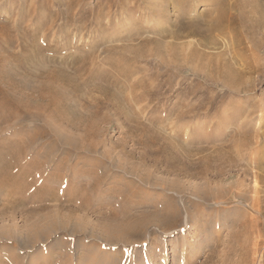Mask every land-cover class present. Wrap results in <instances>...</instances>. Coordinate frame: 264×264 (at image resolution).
<instances>
[{
    "label": "rangeland",
    "instance_id": "rangeland-1",
    "mask_svg": "<svg viewBox=\"0 0 264 264\" xmlns=\"http://www.w3.org/2000/svg\"><path fill=\"white\" fill-rule=\"evenodd\" d=\"M212 8V0H0L5 68L30 86L40 80L29 76L35 68L54 74L70 106L50 126L48 108L34 119L22 112L15 129L1 131L14 119L0 123V264H264V44L240 49L223 34L209 47L194 35L175 40L223 53L244 72L240 88L119 51L155 38L160 25L203 21ZM73 111L96 119L89 137ZM169 201L177 220L153 219ZM125 210L152 219L140 236L110 243L101 221Z\"/></svg>",
    "mask_w": 264,
    "mask_h": 264
},
{
    "label": "bare ground",
    "instance_id": "bare-ground-1",
    "mask_svg": "<svg viewBox=\"0 0 264 264\" xmlns=\"http://www.w3.org/2000/svg\"><path fill=\"white\" fill-rule=\"evenodd\" d=\"M212 2L214 3V9L212 8L213 10L206 12L205 20H190L189 18L188 21H185L183 19L185 21L184 24H180V21L177 22L176 20V25L174 24L176 29L174 30L169 29L170 27L168 29H161L160 27L162 26L160 25L157 28L158 30L155 28V38H147L135 47L130 45L122 46L119 51L141 58L155 55L166 66L170 67L171 65L178 69V66H185L196 72L205 71L209 76L217 73L224 79L226 86L234 88L242 87L245 83L243 80L244 72L237 69L231 61L227 60L223 53L220 52L217 55L207 54L197 48L196 45H193L191 41L179 45L175 40L184 36L194 35L198 36L199 44L204 47H209V44L215 40V34H223L225 38L231 39L230 42L233 46H238L239 48L242 44L244 45V43L249 42L251 49H260L261 45L264 44V0H235L233 4H229L228 0H212ZM162 9L163 7L160 6L155 10L156 16L162 18ZM232 9L235 11L233 12ZM182 11V8H177V15L179 17L182 16ZM259 33L262 34V38L258 37ZM167 37L171 38L170 41H164ZM147 43L152 44L149 50L145 49ZM241 47L240 49H244V46ZM242 53H245V51L241 50L235 53L234 60L237 57L242 58ZM243 58L240 62L245 60V57ZM249 66L251 68V65ZM250 68L245 70L250 71ZM38 72L39 70L36 68L29 72V76L31 77H40V80L30 86L27 83V78L19 74L17 69L13 67L5 68V58L2 52H0V123L4 121L8 122L10 119L15 120L14 124L4 127L1 131L7 128L10 129L11 127L15 129L20 126L22 124V112H27L34 119L42 113V109L45 110L48 108L49 112L44 117V121L50 126L51 119L58 109L68 110L70 108L67 101V83H65L66 85H60L56 82L54 74L45 73L39 75ZM62 78L70 86L73 85L72 78H69L68 75L64 74ZM74 87L78 88L75 84ZM73 115H75L74 118H78V125H83L82 129L84 132L81 136L89 137L94 132L96 119L92 115H85L81 114V112L77 113L76 111H73ZM68 117L70 118L72 115L70 114ZM95 187L97 186L95 185ZM168 208L172 212L170 216L165 215ZM156 209L155 214H153V219L156 221L162 224H173L177 220L178 212L172 202L169 201L167 206ZM40 218L44 221L53 222V214H46ZM151 219V214L147 212L137 214L130 210H125L122 214L118 212L112 213L101 221L103 233L106 236L105 240L114 243L129 236L138 237L141 235L147 222ZM61 229L64 228L62 227Z\"/></svg>",
    "mask_w": 264,
    "mask_h": 264
}]
</instances>
